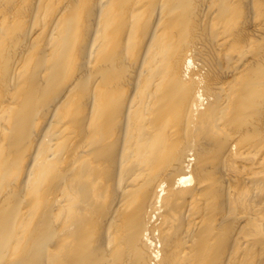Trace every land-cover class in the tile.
Listing matches in <instances>:
<instances>
[{
  "label": "bare ground",
  "instance_id": "obj_1",
  "mask_svg": "<svg viewBox=\"0 0 264 264\" xmlns=\"http://www.w3.org/2000/svg\"><path fill=\"white\" fill-rule=\"evenodd\" d=\"M0 264H264V0H0Z\"/></svg>",
  "mask_w": 264,
  "mask_h": 264
}]
</instances>
